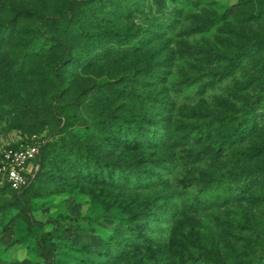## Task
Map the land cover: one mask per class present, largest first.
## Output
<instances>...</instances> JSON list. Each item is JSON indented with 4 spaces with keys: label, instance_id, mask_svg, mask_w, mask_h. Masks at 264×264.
Wrapping results in <instances>:
<instances>
[{
    "label": "rangeland",
    "instance_id": "obj_1",
    "mask_svg": "<svg viewBox=\"0 0 264 264\" xmlns=\"http://www.w3.org/2000/svg\"><path fill=\"white\" fill-rule=\"evenodd\" d=\"M31 138L0 264H264V0H0V151Z\"/></svg>",
    "mask_w": 264,
    "mask_h": 264
},
{
    "label": "built area",
    "instance_id": "obj_2",
    "mask_svg": "<svg viewBox=\"0 0 264 264\" xmlns=\"http://www.w3.org/2000/svg\"><path fill=\"white\" fill-rule=\"evenodd\" d=\"M44 142L36 139L9 144L0 151V189L22 192L33 182L39 169Z\"/></svg>",
    "mask_w": 264,
    "mask_h": 264
},
{
    "label": "trees",
    "instance_id": "obj_3",
    "mask_svg": "<svg viewBox=\"0 0 264 264\" xmlns=\"http://www.w3.org/2000/svg\"><path fill=\"white\" fill-rule=\"evenodd\" d=\"M51 22H53L54 23V25L56 24V23H61L62 22V19H57L56 21L55 20H52ZM42 152H43V148H42V150H41V153H40V156H39V160H38V164H39V162H40V157H41V154H42ZM105 168H109V166L108 165H106L105 166ZM38 172H39V169H38V171H37V173H36V176H35V178H34V180H33V182L30 184V186L27 188V189H25L24 191H22V192H14V191H12V192H14V193H17V194H24L26 191H28L30 188H31V186L34 184V182H35V180H36V178H37V175H38ZM121 174H117V179H121ZM135 177H137V176H135ZM150 178H147V177H142L141 178V180L140 181H138V178H133V180H132V183L133 184H135V185H137V186H140V185H143V184H150L151 182H150V180H149ZM122 180L124 181V178H122ZM125 182V181H124ZM126 184H128V182H126ZM4 189H8V188H4ZM8 190H10V189H8ZM230 264V263H229ZM231 264H233V263H231Z\"/></svg>",
    "mask_w": 264,
    "mask_h": 264
}]
</instances>
